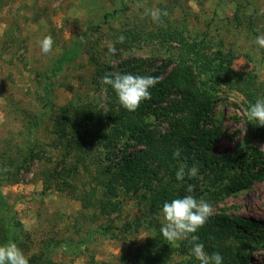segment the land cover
<instances>
[{
	"label": "rangeland",
	"instance_id": "rangeland-1",
	"mask_svg": "<svg viewBox=\"0 0 264 264\" xmlns=\"http://www.w3.org/2000/svg\"><path fill=\"white\" fill-rule=\"evenodd\" d=\"M154 8L167 11L163 24L147 14ZM155 26L177 29L187 41H204L211 52H230L236 73L264 80V49L255 43L264 34V0H0V245L18 236L16 245L28 260L41 256L45 264H128L141 254L160 264H200L184 240L170 243L160 226L150 225L156 218L163 226L162 209L155 213L128 197L104 207L100 188L87 200L83 191L93 185L97 165L105 164L103 153L94 152L89 172L81 168L73 178H64L66 173L57 178L73 157L65 154L66 141L53 133L51 115L69 102L103 107L96 85L102 65L119 70L131 56L154 58L156 64L171 61L176 51L156 42L131 49L115 46L118 53H108L109 45H115L112 34ZM49 35L54 43L45 55L39 42ZM79 40V55L52 78L45 98L44 77L60 51ZM214 96V121L223 135L209 154L218 157L237 149L249 161L255 154L264 162V141L247 132L242 95L220 86ZM47 169L55 181L46 189ZM212 174L198 169L191 193H202L197 200L211 204V217L240 216L257 225L250 233L238 227L254 238L237 244L238 253L248 264H264V180L225 196ZM151 245L152 254L146 250Z\"/></svg>",
	"mask_w": 264,
	"mask_h": 264
},
{
	"label": "trees",
	"instance_id": "trees-1",
	"mask_svg": "<svg viewBox=\"0 0 264 264\" xmlns=\"http://www.w3.org/2000/svg\"><path fill=\"white\" fill-rule=\"evenodd\" d=\"M121 35L125 37L122 44L118 42ZM112 40L116 47L128 49L140 42H156L160 47L174 49L176 56L161 64H156L154 58L131 56L120 63L119 70L108 64L102 65L96 85L102 90L103 107L69 102L51 115L53 133L59 141H66L69 151L65 154L73 157L68 168L58 172L57 178L62 179L63 173H66L64 178H73L81 168L89 172L94 152L98 151L104 154L105 164L94 167L93 185L88 183L89 191H83L87 200L100 188L104 207L116 206L120 197H128L155 213L165 202L183 198L184 194L196 199L202 194L187 193L194 177L185 175L182 181H177L176 172L181 163L189 169L195 165L201 171H212V177L221 186L219 194L225 196L247 190L256 181L264 180V162L255 154L251 155V161L243 153L237 155V149L218 157L209 154L211 146L223 135L214 121V95L218 87L241 94L248 115L250 106L264 98V80L258 81L255 75L236 73L231 68L233 57L230 52H211L204 41H187L181 31L169 26L114 33ZM80 50L79 40L60 51L51 73L44 77L45 98L51 92L52 78L77 58ZM108 72L159 77V83L150 89L151 100L143 101L135 112H128L111 86L102 84V77ZM162 124L164 127L159 129ZM247 132L264 141V127L255 121H249ZM178 148L181 155L174 158L173 153ZM254 168H257L256 172ZM54 181L55 175L47 169L46 189ZM11 220H14L13 216ZM14 224L21 228L15 220ZM150 225L162 227L156 218L151 219ZM239 226L249 233L258 229L251 220L240 216L230 220L211 217L195 233L199 237L197 242L204 245L207 254L219 253L223 257L222 264H248L239 255L237 244L251 242L254 238L241 231ZM18 240L15 236L9 242L17 243ZM183 245L193 247L189 240H184ZM149 247L147 253L152 254L155 246ZM142 256H136L128 264H160L157 259L147 261ZM39 262L45 264L41 256L29 259V264Z\"/></svg>",
	"mask_w": 264,
	"mask_h": 264
},
{
	"label": "clouds",
	"instance_id": "clouds-1",
	"mask_svg": "<svg viewBox=\"0 0 264 264\" xmlns=\"http://www.w3.org/2000/svg\"><path fill=\"white\" fill-rule=\"evenodd\" d=\"M148 15L156 23H162V17L167 16V11L159 8L148 10ZM123 35L118 37L119 43H124ZM52 37L45 36L39 46L41 52L45 55L52 51ZM255 43L259 49H264V34L256 37ZM115 45H109L108 53L115 56L118 53ZM102 84L111 86L117 95L121 106L128 112H135L143 101L151 100L150 89L159 83V77L139 76L133 74H120L119 72L106 73L101 80ZM249 121H255L259 126L264 127V98L257 99L248 110ZM181 155V149H177L173 156L178 158ZM198 168L193 165L190 169L185 163H181L176 172L177 181H182L185 175L195 177ZM187 192H193V186L189 185ZM164 224L160 231L162 237L170 242L189 240L193 247V255L200 264H222L223 257L219 253L207 254L204 245L198 243L199 237L195 235L198 229L204 226L207 220L213 215V209L210 203L200 199L197 200L192 195H186L183 198L173 199L170 203L165 202L162 207ZM0 264H29L28 258L23 251L14 242L0 245Z\"/></svg>",
	"mask_w": 264,
	"mask_h": 264
}]
</instances>
